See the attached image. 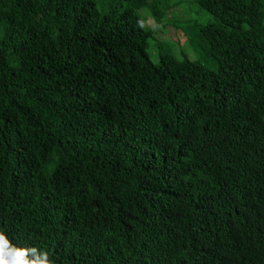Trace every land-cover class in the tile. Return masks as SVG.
<instances>
[{
  "label": "trees",
  "instance_id": "1",
  "mask_svg": "<svg viewBox=\"0 0 264 264\" xmlns=\"http://www.w3.org/2000/svg\"><path fill=\"white\" fill-rule=\"evenodd\" d=\"M174 1L0 0L13 243L55 264H264V0H189L206 23ZM166 26L217 70L169 52Z\"/></svg>",
  "mask_w": 264,
  "mask_h": 264
},
{
  "label": "rangeland",
  "instance_id": "2",
  "mask_svg": "<svg viewBox=\"0 0 264 264\" xmlns=\"http://www.w3.org/2000/svg\"><path fill=\"white\" fill-rule=\"evenodd\" d=\"M173 5L174 7H172L171 11H172V15H174L173 17L176 19L181 18V17L190 18L193 20H198V22L200 23H206L210 17L209 14L201 11L196 5L191 3L189 0H183L179 2L174 1ZM146 25L152 28L156 27V25H154V22L151 18L147 20ZM160 31L161 32L158 37L166 41L163 43L165 44L167 48H169V52L170 50H172L173 54L180 58L181 52L184 51L192 61H199L203 63L211 71L217 70L215 63L211 61L205 62L200 59V56L198 55V53L194 51L192 44L190 43L187 36L179 35L181 36V38L176 36V31L172 26H166L163 29L161 28ZM178 42H179L180 48L174 44ZM153 62L155 63L157 62V57L153 58Z\"/></svg>",
  "mask_w": 264,
  "mask_h": 264
},
{
  "label": "clouds",
  "instance_id": "3",
  "mask_svg": "<svg viewBox=\"0 0 264 264\" xmlns=\"http://www.w3.org/2000/svg\"><path fill=\"white\" fill-rule=\"evenodd\" d=\"M0 264H55V261L47 251L13 243L6 231L0 230Z\"/></svg>",
  "mask_w": 264,
  "mask_h": 264
}]
</instances>
